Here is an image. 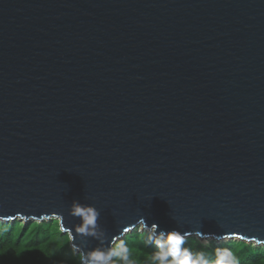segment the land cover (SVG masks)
Returning a JSON list of instances; mask_svg holds the SVG:
<instances>
[{"label": "water", "instance_id": "1", "mask_svg": "<svg viewBox=\"0 0 264 264\" xmlns=\"http://www.w3.org/2000/svg\"><path fill=\"white\" fill-rule=\"evenodd\" d=\"M73 201L264 246V0H0V222Z\"/></svg>", "mask_w": 264, "mask_h": 264}, {"label": "trees", "instance_id": "2", "mask_svg": "<svg viewBox=\"0 0 264 264\" xmlns=\"http://www.w3.org/2000/svg\"><path fill=\"white\" fill-rule=\"evenodd\" d=\"M122 241L129 249L128 264H152L151 257L157 249L144 243L138 229L127 234ZM184 247L194 253L205 252L210 264L215 260L218 248L231 250L240 264H264V246L253 243L237 240L203 243L190 237L186 238ZM0 264H80V261L56 220L40 223L15 220L0 222Z\"/></svg>", "mask_w": 264, "mask_h": 264}, {"label": "clouds", "instance_id": "3", "mask_svg": "<svg viewBox=\"0 0 264 264\" xmlns=\"http://www.w3.org/2000/svg\"><path fill=\"white\" fill-rule=\"evenodd\" d=\"M69 214L79 218L75 227L79 243H73L72 248L79 255L80 264H128L129 249L121 240L115 238L108 243L109 237L98 223L100 212L94 206L73 201ZM138 228L143 236L144 243L154 246L157 250L152 254V264H210L205 252H192L184 247L188 232L181 233L173 230L166 232L158 230V225L153 223L148 226L145 219L140 218ZM61 230L64 231L63 227ZM196 235H200L199 232ZM89 239L96 241V246L89 250ZM68 240H74L73 235H68ZM260 243L259 240L256 241ZM212 264H240L239 259L227 248L215 250V260Z\"/></svg>", "mask_w": 264, "mask_h": 264}, {"label": "rangeland", "instance_id": "4", "mask_svg": "<svg viewBox=\"0 0 264 264\" xmlns=\"http://www.w3.org/2000/svg\"><path fill=\"white\" fill-rule=\"evenodd\" d=\"M137 229H138V232L141 233L140 230H139V228H137ZM209 241H212V240H204V241H202V242H203V243H208Z\"/></svg>", "mask_w": 264, "mask_h": 264}]
</instances>
